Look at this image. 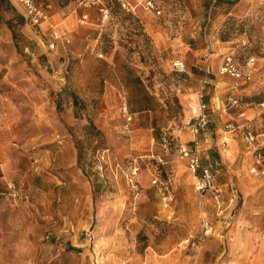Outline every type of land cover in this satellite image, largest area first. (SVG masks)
I'll list each match as a JSON object with an SVG mask.
<instances>
[{
    "label": "rangeland",
    "instance_id": "obj_1",
    "mask_svg": "<svg viewBox=\"0 0 264 264\" xmlns=\"http://www.w3.org/2000/svg\"><path fill=\"white\" fill-rule=\"evenodd\" d=\"M102 1L106 23L36 0L61 34L51 48L46 23L0 0V264H264V175L250 173L264 166V0H155L142 23ZM227 54L255 57L251 80L219 74ZM229 96L263 145L225 132ZM207 131L229 158L213 167L231 197L219 214L178 157L196 136L203 159Z\"/></svg>",
    "mask_w": 264,
    "mask_h": 264
},
{
    "label": "built area",
    "instance_id": "obj_2",
    "mask_svg": "<svg viewBox=\"0 0 264 264\" xmlns=\"http://www.w3.org/2000/svg\"><path fill=\"white\" fill-rule=\"evenodd\" d=\"M21 6H23L27 16L35 24L41 26V24L46 23L49 29V36L51 38L50 47L54 48L55 42L61 37V34L57 30L55 24L50 22V16L47 11L38 5L36 0H17ZM118 6L126 14H134L136 18L142 23L139 16L136 14L137 6H141L144 10L150 12L156 17H159L162 13L159 5L155 0H135L131 2L130 0H115ZM76 6L83 10H88L91 7H96L98 12V20L100 23H106L109 19V7L102 0H76ZM88 20V14L86 12L82 13L80 16V22L85 23ZM264 62V57H262ZM256 59L253 56L247 58L246 66L241 67L235 62L233 55L227 54L224 56L221 65L219 66L218 72L221 75H228L232 78L240 79L244 82L251 80L253 76V67L255 65ZM172 66L174 69L179 71H185V66L181 60H173ZM225 108H237L239 102L237 98L229 96L226 98ZM205 105L202 104V108ZM121 112L124 118L123 130L129 131V125L134 120L135 113L131 112L125 101L121 104ZM207 115L201 114L200 120H203ZM196 127V124H195ZM225 132L230 135L240 134L242 139L248 145L258 144L263 145V141L260 140V136L253 130L249 121L245 119L244 111H239L233 119L224 125ZM229 140H222L223 146H228ZM179 159L185 160L187 162L188 168L192 171L195 179L194 188L200 195V197H205L209 195L212 197L213 206L216 207L217 214L222 213V205L224 204L221 199V191L216 184L215 174L209 165H203L201 163V158L198 149V141L193 139L191 145H181L179 150ZM259 160L256 161V165L252 166L250 173L256 176L264 175V166L259 165ZM133 174L136 175L139 172V167L133 166ZM152 183L158 185V180L153 177ZM259 237L264 239V227L259 230Z\"/></svg>",
    "mask_w": 264,
    "mask_h": 264
},
{
    "label": "crops",
    "instance_id": "obj_3",
    "mask_svg": "<svg viewBox=\"0 0 264 264\" xmlns=\"http://www.w3.org/2000/svg\"><path fill=\"white\" fill-rule=\"evenodd\" d=\"M139 19H141L140 17H139ZM141 21H143L142 19H141ZM197 51H195L194 53H193V58L196 60V63L195 62H193L191 65H192V67H194V68H192V71H194V72H197L198 70L197 69H204L205 68V65L206 64H204V59L202 60V59H200L201 57H203L204 55H202V54H199L198 52L196 53ZM201 63V64H200ZM198 64H199V66H198ZM207 72H208V70H207ZM212 99V98H211ZM212 101V100H211ZM244 111L243 109H241V108H235V111H234V113H233V116L231 117V119H233V117L239 112V111ZM245 113V112H244ZM206 115H208V114H206ZM231 119H229L227 122H229ZM245 119H247L248 121H249V119L246 117V115H245ZM254 130V129H253ZM255 131V130H254ZM203 136V137H202ZM202 136L200 137V139H201V144H200V147L202 148V149H205L204 151H203V159L201 158V163L203 164V165H209L211 168H212V170H213V167H214V165L216 164H218V165H220L221 166V168H225V166L227 165V163H228V160H229V158L226 156V157H224L223 158V156H221V154H220V152L218 151V149L217 148H214V147H217V143L218 142H214L213 140H212V138H210V133L207 131V132H204V133H202ZM232 137H230V138H234V137H238V135H236L235 134V136L234 135H231ZM193 139H196L197 140V138H196V136H194L193 137ZM193 139L191 140V144H192V141H193ZM232 140V139H231ZM191 144H189V145H191ZM232 144V143H231ZM213 147V148H212ZM199 149V148H198ZM232 149H233V147L231 146L229 149H225L228 153H231L232 152ZM199 154H200V151H199ZM4 160H6V157H2ZM219 162V163H218ZM255 164L253 163L252 164V166H254ZM206 198H210V199H212V197H210L209 195H206L205 196ZM231 197H229V196H224L223 194L221 195V199L223 200V202L225 203H227L228 202V200L230 199ZM232 200V199H231ZM213 201V200H212Z\"/></svg>",
    "mask_w": 264,
    "mask_h": 264
},
{
    "label": "trees",
    "instance_id": "obj_4",
    "mask_svg": "<svg viewBox=\"0 0 264 264\" xmlns=\"http://www.w3.org/2000/svg\"><path fill=\"white\" fill-rule=\"evenodd\" d=\"M117 5V4H116ZM118 6V5H117Z\"/></svg>",
    "mask_w": 264,
    "mask_h": 264
}]
</instances>
